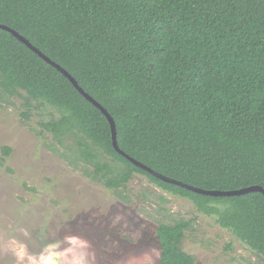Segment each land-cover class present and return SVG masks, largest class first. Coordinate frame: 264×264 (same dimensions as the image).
Returning a JSON list of instances; mask_svg holds the SVG:
<instances>
[{
	"label": "trees",
	"instance_id": "trees-1",
	"mask_svg": "<svg viewBox=\"0 0 264 264\" xmlns=\"http://www.w3.org/2000/svg\"><path fill=\"white\" fill-rule=\"evenodd\" d=\"M0 24L109 113L129 157L204 190L264 189V0H0ZM0 91H22L27 102L58 113L38 125L73 149L85 177L117 192L145 176L213 218L264 264L263 194L200 195L134 166L114 150L102 113L2 29ZM10 152L1 149L3 158ZM189 226H156L158 264H193L181 248Z\"/></svg>",
	"mask_w": 264,
	"mask_h": 264
},
{
	"label": "rangeland",
	"instance_id": "rangeland-1",
	"mask_svg": "<svg viewBox=\"0 0 264 264\" xmlns=\"http://www.w3.org/2000/svg\"><path fill=\"white\" fill-rule=\"evenodd\" d=\"M25 97L0 91V264H158L154 229L178 220L190 222L181 248L193 264H263L213 218L145 176L117 192L85 177L73 149L38 125L58 113ZM3 147L11 149L6 158Z\"/></svg>",
	"mask_w": 264,
	"mask_h": 264
},
{
	"label": "water",
	"instance_id": "water-1",
	"mask_svg": "<svg viewBox=\"0 0 264 264\" xmlns=\"http://www.w3.org/2000/svg\"><path fill=\"white\" fill-rule=\"evenodd\" d=\"M0 29L9 32L12 36H14L18 41L23 43L26 47H28L31 51H33L38 57H40L43 61H45L47 64L55 68L58 72H60L64 77L68 79V81L72 84V86L89 102L91 103L95 108H97L102 115L106 118V120L109 123L110 127V133H111V141H112V146L114 150L127 159L129 162H131L134 166L142 169L143 171H146L150 175L154 176L155 178L165 182V183H170L174 184L177 186H180L182 188H185L189 191H192L194 193L200 194V195H205V196H211V197H230V196H239V195H245L248 193H253V192H259L264 195V189H262L259 186H249L246 188L238 189V190H231V191H216V190H204L200 188H196L190 185H186L182 182L176 181L174 179L165 177L156 171L150 169L149 167L143 165L142 163L134 160L133 158L129 157L126 155L122 150L119 149L117 140H116V127L114 120L112 117L109 115V113L98 103L96 102L92 97H90L87 93H85L77 84L76 80L65 70L63 69L60 65L56 64L52 60H50L48 57H46L44 54H42L37 48H35L28 40H26L24 37H22L20 34H18L16 31L11 29L8 26L1 25L0 24Z\"/></svg>",
	"mask_w": 264,
	"mask_h": 264
},
{
	"label": "clouds",
	"instance_id": "clouds-1",
	"mask_svg": "<svg viewBox=\"0 0 264 264\" xmlns=\"http://www.w3.org/2000/svg\"><path fill=\"white\" fill-rule=\"evenodd\" d=\"M145 259H147V257H145Z\"/></svg>",
	"mask_w": 264,
	"mask_h": 264
}]
</instances>
